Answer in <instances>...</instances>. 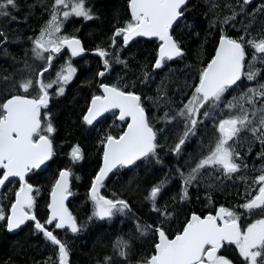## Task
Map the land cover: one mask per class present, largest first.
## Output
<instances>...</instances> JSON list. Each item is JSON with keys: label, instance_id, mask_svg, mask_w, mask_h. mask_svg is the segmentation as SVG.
Returning <instances> with one entry per match:
<instances>
[{"label": "snow or ice", "instance_id": "snow-or-ice-1", "mask_svg": "<svg viewBox=\"0 0 264 264\" xmlns=\"http://www.w3.org/2000/svg\"><path fill=\"white\" fill-rule=\"evenodd\" d=\"M249 5L250 0L226 2L223 8L230 14L222 15L220 5L213 0L209 28L218 26L214 55L205 61L198 59L199 67L185 66V81L175 91L183 94L189 90L191 95H182L179 107L173 106L175 101L168 95L167 81L173 74L170 68L156 84L155 95L139 89L156 83L169 63L185 58L182 42L173 35V26L186 21L189 0H127L129 19L114 26L107 48L93 49L102 60L95 77L107 79L116 65L121 66L124 75L118 74L113 82L98 83L99 94L91 95L82 115L85 125L94 126V122L106 118V113L111 114L114 124L119 122L97 140L102 150L101 163L90 178L87 197L92 211L88 221H112L132 212L127 199L101 193L107 179L121 169L131 171L141 165L163 164L160 152L164 149L158 141L166 129L153 125L156 117L150 112L163 107L158 119L182 125V132L170 147L177 156L204 121H210L217 133L214 144L210 143L194 166L187 171L179 166L174 169L181 189L170 198L171 204L160 202L169 182L165 175L146 190L145 199L156 217L153 223L136 218L134 234L118 236L111 245L113 254L104 255L97 264H130L135 255L133 240L148 238L149 234L150 254L137 259L136 264H264V82H260L264 80V3L252 11H248ZM18 9V0H0V18L16 20L12 13ZM71 16L85 21L97 18L86 0H53L49 19L38 34L27 37L32 57L41 66L34 68L25 61L20 70L25 75L19 79L14 74L0 78L4 84L0 89V188L6 182L18 185L10 189L11 197L6 193L0 196V228L12 233L30 225V233L41 236L45 245L55 250V259L49 256L35 264H69L68 242L56 230L77 234L87 227L66 204L73 195L72 179H79L71 167L58 168L50 178L43 217L37 214L41 187L29 182L56 156L55 118L49 105L65 94L78 70L69 59L55 72V78L45 79V74L53 67L57 54L63 55L62 50L70 57H81L86 52L77 35L62 33L64 21ZM226 28L237 29L238 34L234 36ZM137 37L154 38L159 44L151 61L136 62L133 68L135 56L130 51V41L135 42ZM6 41L8 36L0 29V45ZM124 52L129 54L124 56ZM0 53L8 55L6 48ZM245 80L256 84L242 88ZM237 89L238 94L229 99ZM257 144L256 157L262 163L259 168L253 165V175L248 177L244 175L249 171L247 156ZM69 157L73 164L84 159L79 144L71 147ZM224 181L244 186L243 203L229 207L220 204L206 214L184 210V204L191 199V188L199 191L203 186L205 199L211 204V193L222 189ZM180 216L184 217L180 228L170 230V222ZM229 249L233 258L225 254Z\"/></svg>", "mask_w": 264, "mask_h": 264}, {"label": "trees", "instance_id": "trees-1", "mask_svg": "<svg viewBox=\"0 0 264 264\" xmlns=\"http://www.w3.org/2000/svg\"><path fill=\"white\" fill-rule=\"evenodd\" d=\"M18 2L19 9L12 13L16 20L9 24L6 19L0 18V29H3L8 36V41L2 45V48L9 46L6 49L8 55L0 53L2 63L0 78H2V75L6 76L15 72L18 75L20 67H24L25 61L30 65L28 52L31 43L27 37H34L38 34L39 29L49 19V11L53 0H18ZM212 2L213 0H189V10L185 13L186 21L182 20L176 24L173 31V35L182 42L185 58L177 60L175 63H169L164 72L157 76L156 83L151 84L148 88L139 89L142 93L150 96L155 95L156 84L160 82V77L164 73L169 72L170 68L175 75L168 77L167 90L169 97L175 101L173 106L180 104L182 95H191L189 90H186L183 94H177L175 90L183 85L185 81L186 73L184 69L186 65L199 67L201 65L197 63L198 59L205 61L210 59L211 55H214L218 26L209 28V21L212 19V12L210 11ZM215 2L220 5L222 15H224L230 14L227 9L223 8L224 4L226 2L235 4L236 0H215ZM86 6L92 9L97 18L85 21L82 17L71 16L64 21L62 28V33L77 35L82 40L84 47L87 49V54L77 60L71 58L77 64L76 77L66 87L65 94L57 102L52 101L49 107L55 118L53 122L56 131L53 136L56 156L48 164L44 174H40L39 182L35 178L31 179L33 183L49 185L53 173L62 167H71L75 175L79 177V179H73V191H77L73 193L68 206L77 220L81 224H87V227L77 234H72L70 231H56L61 239L68 242L71 264H97V261L104 255H112L111 245L118 236L127 238L129 234H134L133 220H136V218L148 224L153 223L156 217L151 212L149 202L145 199L147 196L146 190L167 175L169 182L164 191V199L160 202L168 201L171 204L170 198L176 196L181 189V180L174 169L179 166L182 170L187 171L189 167L194 166L201 155L206 154V143L210 138L209 132L210 130L213 132L211 127L214 128L210 121H204L198 127L196 136L191 138L183 147L182 154L177 156L170 152V147L174 145L182 132V125L179 122L169 125L162 121L156 122V119H153L152 123L155 127L166 129L158 141L164 149L160 152L163 164L146 168L141 165L142 167L136 175L121 169L118 175L111 176L103 187V194L111 197L114 193L117 197L127 199L131 204V214L124 217H114L112 221H88L87 217L91 215L92 211L91 202L87 197L90 178L98 170L101 163L102 150L98 148L97 140L110 128H115L111 114L92 127L82 122V115L86 111V105L90 101L91 95L93 93L99 94L96 87L99 80L95 77V72L102 67V60L91 54V52L97 46L108 47V40L114 26H119V22L129 19L130 12L127 7V0H86ZM238 28L239 24H237ZM237 29L226 28L225 30L235 36L238 34ZM21 41H26V44H22ZM12 42H19L21 45H13ZM158 44L159 41L155 39L145 38L131 43L130 51L135 56L132 64L133 68L136 67V62L148 63L151 61ZM62 53L64 56L69 55L67 51ZM128 54V52L123 53L124 56ZM57 64L56 59L53 61L52 69ZM118 74L124 75L121 66L116 65L110 76L107 79L104 78L103 82L115 81ZM128 78L133 79L134 77L129 76ZM245 81L241 86L242 88L247 87ZM0 84H3L2 79H0ZM2 88H4V84ZM239 91L240 89H237L229 95H237ZM0 98H2V93ZM160 111L158 110V112ZM152 115L154 114L150 112V116ZM118 123L116 122V124ZM113 134H115V131H113ZM75 144H79L83 149L84 159L73 164L68 160H70L71 147ZM256 151L258 149L255 147L251 153H248L246 163L249 166V171L244 173L245 176L251 177L252 166L258 164ZM212 175L217 174L212 173ZM37 177L38 175H36ZM244 191L243 185L233 186L231 182L224 181L222 189L211 193L212 203L209 204L205 199V188L202 186L197 191L193 187L189 190L191 199L183 207L186 212L196 211L206 214L208 211H214L222 203L225 207H229L233 203L238 205L243 203ZM179 218L170 222V230L174 231L180 228V221L184 217L180 216ZM151 245V234L148 238L136 237L133 240L135 255L130 264H136L137 259L150 254ZM49 256L55 259V250L46 246L41 236L32 235L27 228L17 234L5 235L0 238V264H35V262L42 261Z\"/></svg>", "mask_w": 264, "mask_h": 264}, {"label": "rangeland", "instance_id": "rangeland-1", "mask_svg": "<svg viewBox=\"0 0 264 264\" xmlns=\"http://www.w3.org/2000/svg\"><path fill=\"white\" fill-rule=\"evenodd\" d=\"M19 3V2H18ZM92 3V2H91ZM8 22H9V24H11L12 22H13V20H8V19H6ZM14 43V44H13ZM21 43L22 44H26V41H21ZM12 44L13 45H18V44H20L19 42H17V43H15V42H12ZM3 45V44H2ZM2 45H0L1 47H0V49H3L2 48ZM21 45V44H20ZM6 49H8L9 48V46L7 45V47H5ZM31 49V48H30ZM28 55H29V58H30V65H32V67H34V68H38V67H40L41 66V64L39 63V62H36V61H34V59H33V57H32V54H31V51L29 50V52H28ZM71 60V62H72V64L77 68V64H75L73 61H72V59H71V57L69 56V55H63V56H60L59 58H57V62H58V64L54 67V69L52 70V73L51 74H49L48 76H45V79H49V78H55V72L60 68V66L61 65H63L64 63H65V61L66 60ZM2 65V63H1V61H0V66ZM23 66V65H22ZM24 67H20V70L21 69H23ZM19 70V69H18ZM54 72V73H53ZM0 74H1V71H0ZM15 74V78L16 79H19L20 77H22L23 75H25L26 73L25 72H23V71H20V73L18 74V75H16V72L14 73ZM77 74V73H76ZM76 74H75V76L73 77V80H74V78L76 77ZM165 75V73L163 74V76ZM172 75H175L174 73L172 74ZM172 75H170V76H172ZM4 75H2V77H3ZM72 80V81H73ZM260 82H264V80H262V81H260ZM71 83V81L69 82V84ZM68 84V85H69ZM255 84H256V82H248L247 80L245 81V85H247V87L248 86H255ZM3 85V84H2ZM2 85L0 84V89H2ZM67 85V86H68ZM66 86V87H67ZM53 88H55V85L53 86ZM51 91V90H50ZM230 94H232V93H230ZM0 96H1V93H0ZM233 96V95H232ZM232 96H230L229 95V99H231V97ZM62 97V96H61ZM61 97H58V98H55V99H53V101L54 102H57ZM180 105V104H179ZM179 105H176L175 107H179ZM50 111H51V109H49ZM161 111L160 112H162V114H160V112H158V110H154L152 113L154 114V116L156 117V122H161V120L160 119H158L159 117H161L162 115H163V112H164V108L163 107H161V109H160ZM52 112V111H51ZM53 113V112H52ZM116 125L117 124H115L114 125V127H116ZM212 129H213V132L210 130V132H209V136H210V138L208 139V141H207V143H206V149H207V147L210 145V143H213L214 144V141H215V139H216V136H217V133H216V131H215V129L213 128V127H211ZM205 134V133H204ZM256 148L258 149V151H259V145L257 144L256 145ZM206 149H205V151H206ZM256 160H258V164H257V168H259V166L261 165V161H260V159L259 158H257L256 157ZM68 162H70V163H72L70 160H68ZM80 162V161H79ZM144 166V165H143ZM150 166H152V165H149V166H147V167H150ZM142 166H140V167H138V168H135V169H133V170H131L130 172H131V174L132 175H136L137 173H138V171H139V169L141 168ZM144 168H146L145 166H144ZM217 175H218V173H216ZM258 174V173H257ZM252 175H253V173H252ZM75 176H77V175H75ZM73 179H75L76 180V178H73ZM10 186H11V188L12 187H15V183H13V184H9ZM75 191H77V190H75ZM75 191H72L73 193L75 192ZM135 220H133V222H134Z\"/></svg>", "mask_w": 264, "mask_h": 264}, {"label": "flooded vegetation", "instance_id": "flooded-vegetation-1", "mask_svg": "<svg viewBox=\"0 0 264 264\" xmlns=\"http://www.w3.org/2000/svg\"><path fill=\"white\" fill-rule=\"evenodd\" d=\"M262 3H264V0H253L252 2H250V5L248 6V9H249V11H252V9L253 8H255V7H257L258 5H261ZM64 52V51H63ZM61 55H57L56 57H55V60L57 59V58H59ZM45 76H48V74H45ZM98 80H99V78H98ZM103 82V81H102ZM99 83H100V81H99ZM103 83H105V82H103ZM53 101V100H52ZM51 101V102H52ZM50 107V106H49ZM108 116V115H107ZM99 123V122H98ZM98 123H96V124H98ZM95 124V125H96ZM94 125V126H95ZM92 127V126H91ZM83 153H84V151H83ZM83 161V160H82ZM81 162V161H80ZM45 170H46V168L44 169V170H37V174H35V175H33L32 176V178L34 179H36V181L37 182H39V179H40V174H44V172H45ZM74 172V171H73ZM75 174V173H74ZM36 175H38V177L36 178ZM29 182H31V183H33L31 180L29 181ZM39 185V184H38ZM40 187H41V199H40V201H39V208H38V212H37V214H38V217H43L44 215H45V201H46V199H47V189H48V187H49V185H39ZM15 187H18V185L17 186H15ZM15 187H12L11 188V186L8 184V183H6V186L5 187H3L2 188V190L0 191V196H2L3 194H7L9 197H11L12 196V192L10 191V189H13V188H15ZM72 191H73V179H72ZM70 199H72V196H70V198H69V200ZM69 202V201H68ZM4 203H7V200H5L4 201ZM238 204H236V203H233L231 206H237ZM73 213V212H72ZM3 222H0V224H2ZM29 227H30V225H29ZM29 227H22V229L21 230H23L24 228L26 229H29ZM21 230H18V231H16V232H12V233H9L7 230H5V229H3V228H0V238H1V236H5V235H14V234H17V233H19ZM56 231H65V230H56ZM234 247V246H233ZM225 254H228L229 256H230V258H233L232 257V252H231V249H229V251L227 252V253H225Z\"/></svg>", "mask_w": 264, "mask_h": 264}, {"label": "water", "instance_id": "water-1", "mask_svg": "<svg viewBox=\"0 0 264 264\" xmlns=\"http://www.w3.org/2000/svg\"><path fill=\"white\" fill-rule=\"evenodd\" d=\"M253 0H250V2H252ZM129 12H130V10H129ZM174 26H175V24H174ZM173 26V27H174ZM141 37H137V38H135V40H137V39H140ZM146 39H149V38H146ZM152 39H154V38H152ZM132 42L130 41V44H131ZM85 54H87V49H86V52L85 53H83L82 55H81V57L82 56H84ZM91 54H93V55H96V56H98V54H96L94 51H92L91 52ZM99 57V56H98ZM74 59H79L80 57H73ZM100 58V57H99ZM101 59V58H100ZM50 69V68H49ZM99 81H100V83L103 81V78H99ZM108 113H106L105 114V116L107 115ZM101 119H103V118H100V120ZM99 120V121H100ZM97 122H94V124H96ZM111 175V174H110ZM7 183V182H6ZM2 190V188H0V191ZM102 190V189H101ZM102 193V192H101ZM70 198V197H69ZM69 198H68V200H69ZM68 200L66 201V204H67V206H68ZM23 227V226H22ZM18 231V230H17ZM16 232V231H15ZM69 264H70V257H69Z\"/></svg>", "mask_w": 264, "mask_h": 264}, {"label": "bare ground", "instance_id": "bare-ground-1", "mask_svg": "<svg viewBox=\"0 0 264 264\" xmlns=\"http://www.w3.org/2000/svg\"><path fill=\"white\" fill-rule=\"evenodd\" d=\"M39 25V24H38ZM53 69L52 68H50L49 70H48V73H46V74H51V71H52ZM94 81V80H93ZM223 204V203H222ZM180 219V218H179Z\"/></svg>", "mask_w": 264, "mask_h": 264}]
</instances>
